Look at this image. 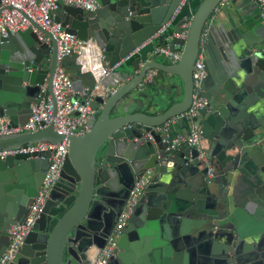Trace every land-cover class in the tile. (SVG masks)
<instances>
[{"label":"water","instance_id":"water-1","mask_svg":"<svg viewBox=\"0 0 264 264\" xmlns=\"http://www.w3.org/2000/svg\"><path fill=\"white\" fill-rule=\"evenodd\" d=\"M180 2L98 0L92 11L67 4L55 9L54 21L102 49L111 71L100 84L110 91L90 101L97 114L89 129L67 136L60 176L9 264H90L145 174L148 182L106 264H264V25L232 17L218 22L219 0H201L189 18L172 25ZM24 16L26 29L0 36V119L8 126L27 121L43 81L54 103L56 40ZM182 31L185 39L177 36ZM157 45L180 50L179 60H159ZM198 54L204 76L196 95L206 102L196 119L205 159L159 129L172 119L186 126L179 115L191 104ZM127 56L131 69L113 71ZM62 64L75 90H91L93 78L80 72L75 53ZM150 69L162 82L139 86ZM63 138L49 123L0 134V149ZM49 154L0 158V256L8 229L23 220L37 193Z\"/></svg>","mask_w":264,"mask_h":264},{"label":"built area","instance_id":"built-area-1","mask_svg":"<svg viewBox=\"0 0 264 264\" xmlns=\"http://www.w3.org/2000/svg\"><path fill=\"white\" fill-rule=\"evenodd\" d=\"M184 2L185 0H181L180 3L183 4ZM229 2L230 0H219L214 9L215 12L221 7L226 6ZM255 2L259 9V16L264 21V0H255ZM59 4L72 5L85 11H92L97 7L98 0H0V36H6L8 33L26 29L30 25L28 18L24 16L26 14L48 30L57 43V65L52 78L54 103L47 91V83L43 81L39 84L38 101L31 103L30 116L27 121L23 124L8 126V119L3 117L0 119V134L36 131L52 123L54 130L64 135V138L57 143L36 142L10 149H0V158L16 153L50 152L48 166L44 171L41 184L36 195L33 197L29 209L21 222L11 225L8 229L9 242L0 256V264H9L14 259L27 234L33 229L36 220L39 218L42 208L60 176L64 160L67 156V136L82 134L89 129L92 117L97 114V111L91 106L90 101L96 94L106 96L110 91L108 88H103L100 84V81L111 71V68L107 67L103 61L102 49L94 40H80L76 35L67 32L59 22L54 21V11ZM166 26L167 24L162 25L153 37L163 32ZM33 30L37 33L39 40L47 41L41 32L35 28ZM207 31L208 22L204 25L200 34V47L203 45ZM177 36L185 39L186 31H182ZM154 52L160 53L173 63L178 61L181 55L180 50H171L168 45H157ZM71 53L76 54V61L81 66L80 72L91 74L93 78L91 90L83 88L77 91L73 88L71 74L62 64L63 58ZM157 74L158 71L156 69L148 70L139 86L142 87L152 82ZM203 76L202 55L198 54L192 69L194 92L191 104L186 111L179 115L185 121L186 126L182 132L176 133L173 137L175 143H184L196 148V158L198 159L206 158V151L201 145L200 124L196 119L198 109L206 102L204 98L196 95ZM175 121V119L167 121L159 129L167 132L170 122ZM148 178L149 176L145 174L135 180L128 198L117 215L111 232L106 238L104 246L98 249L90 264H106L108 259L114 254L117 240L128 218L134 211L139 196L148 182Z\"/></svg>","mask_w":264,"mask_h":264},{"label":"crops","instance_id":"crops-1","mask_svg":"<svg viewBox=\"0 0 264 264\" xmlns=\"http://www.w3.org/2000/svg\"><path fill=\"white\" fill-rule=\"evenodd\" d=\"M198 0H185V2L182 4L180 3V6L177 8L175 12V17L171 24L173 25L176 21L180 19H187L189 18L193 12L195 11V7ZM217 21L220 22L226 18H235L238 20H244L245 22H253V23H260L264 25V21L261 20L259 16V9L255 2V0H230V2L226 5L221 7L215 12ZM161 61H167L164 56H159L158 58ZM131 61L132 56L126 59L123 63L116 65L113 69V71H124V70H130L131 69ZM154 81L156 83H161L162 78L161 75L158 74ZM184 128H181L180 125L175 122H170L168 133L174 137V135L178 132H182ZM201 145L205 146V142L201 141Z\"/></svg>","mask_w":264,"mask_h":264},{"label":"trees","instance_id":"trees-1","mask_svg":"<svg viewBox=\"0 0 264 264\" xmlns=\"http://www.w3.org/2000/svg\"><path fill=\"white\" fill-rule=\"evenodd\" d=\"M201 0H198L197 4H196V7H195V10L196 8L198 7V5L200 4Z\"/></svg>","mask_w":264,"mask_h":264}]
</instances>
